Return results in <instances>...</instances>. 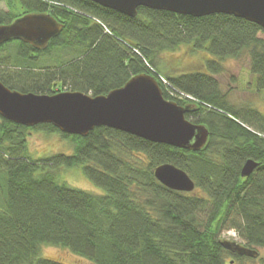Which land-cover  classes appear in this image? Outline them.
I'll return each mask as SVG.
<instances>
[{
  "label": "trees",
  "instance_id": "16d2710c",
  "mask_svg": "<svg viewBox=\"0 0 264 264\" xmlns=\"http://www.w3.org/2000/svg\"><path fill=\"white\" fill-rule=\"evenodd\" d=\"M8 4V11L0 7V24L28 11L48 12L64 23L46 51L36 54L38 49L21 40L0 45V80L8 87L97 96L148 73L166 99L195 103L186 117L205 124L210 136L203 149L192 151L105 126L87 136L71 135L53 124L27 127L0 114V264H68L43 256L45 245L68 249L92 264H236L247 259L221 245L226 229H235L246 246L264 248V111L245 101L231 102V89L224 90L218 79L223 61L248 53L253 85L264 91L263 27L225 13L193 17L148 7L130 17L90 0ZM185 44L210 55L207 71L163 74L159 55ZM60 51L80 55L67 61ZM31 130L59 133L73 141L74 151L34 158ZM248 159L258 166L243 177ZM163 163L184 169L195 190L163 185L154 174ZM78 166L106 193L58 180L60 168Z\"/></svg>",
  "mask_w": 264,
  "mask_h": 264
},
{
  "label": "water",
  "instance_id": "95a60500",
  "mask_svg": "<svg viewBox=\"0 0 264 264\" xmlns=\"http://www.w3.org/2000/svg\"><path fill=\"white\" fill-rule=\"evenodd\" d=\"M130 17L139 7L166 10L182 15L203 17L225 13L244 18L264 28V0H90ZM64 23L48 12H27L13 21L0 24V45L21 40L35 48H47L50 40L61 33ZM196 109L195 103L180 105L166 99L154 75L139 73L123 86L107 94L93 96L84 91L65 90L54 94L23 92L0 80V114L12 122L34 127L49 123L61 132L87 136L96 127L121 130L145 140L200 151L209 140L205 124L194 123L186 114ZM258 162L248 159L241 171L250 176ZM155 177L166 187L193 192L194 179L172 163L156 167ZM221 245L241 256L256 258L259 251L235 239L222 238Z\"/></svg>",
  "mask_w": 264,
  "mask_h": 264
},
{
  "label": "rangeland",
  "instance_id": "374dc122",
  "mask_svg": "<svg viewBox=\"0 0 264 264\" xmlns=\"http://www.w3.org/2000/svg\"><path fill=\"white\" fill-rule=\"evenodd\" d=\"M8 0H2L0 7L4 11H8ZM64 60H72L80 55L75 51H60ZM161 61L159 68L163 74L176 75L186 72H203L207 71V61L212 58L205 51H195L189 45H181L172 51H163L159 55ZM46 64L55 65L52 61H45ZM223 72L218 75L221 86L224 90H229L228 98L236 105L242 104L248 100L252 103L254 100L257 102L255 105L259 108L264 107L261 101V95L264 97V91H258L254 84L253 74L250 69V57L246 53L238 59H227L222 62ZM1 68V66H0ZM250 75V76H249ZM261 101V103H259ZM254 104V103H252ZM28 145L34 158H42L46 156L55 155L58 153L70 154L74 151V143L72 140L63 138L59 133L46 134L42 131L31 130L28 133ZM58 180L66 182L70 186L86 190L93 194H105V189L95 185L88 177L85 176L83 167L65 168L62 167L58 170ZM223 238L235 239L239 242V238L235 229H226L221 235ZM260 254L258 257H248L236 261V264H262L261 259L264 258V248H256ZM41 254L55 258L68 264H92L87 259L78 256L68 249L45 245L42 247Z\"/></svg>",
  "mask_w": 264,
  "mask_h": 264
},
{
  "label": "crops",
  "instance_id": "0c3cea01",
  "mask_svg": "<svg viewBox=\"0 0 264 264\" xmlns=\"http://www.w3.org/2000/svg\"><path fill=\"white\" fill-rule=\"evenodd\" d=\"M252 74H253V73H252ZM249 76H250V75H249ZM252 76H253V78H254V80H255V76H254V74H253ZM262 96H263V94L261 95V101H262V103H264V97H262ZM261 101H259V103H261ZM245 102L248 103V100H246ZM249 102H250V101H249ZM252 103L256 104L257 102H255V101L253 100ZM260 110H261V111H264V107H263V108L260 107Z\"/></svg>",
  "mask_w": 264,
  "mask_h": 264
},
{
  "label": "flooded vegetation",
  "instance_id": "af4514ba",
  "mask_svg": "<svg viewBox=\"0 0 264 264\" xmlns=\"http://www.w3.org/2000/svg\"><path fill=\"white\" fill-rule=\"evenodd\" d=\"M28 12H31V11H28ZM20 16H21V15H20ZM59 34H60V33H59ZM59 34H57V35H59ZM55 37H56V36H55ZM55 37H54V38H55ZM54 38H52V39L50 40V42H49L47 48L42 49V50H45V51H46V50L48 49V47H50V45H51V41H52ZM19 41H20V40H19ZM26 44H28V43H26ZM29 45H30V44H29ZM33 47H34V46H33ZM34 48H35V47H34ZM35 49H38V52H36V54H37V53H40L39 50H41V49H39V48H35Z\"/></svg>",
  "mask_w": 264,
  "mask_h": 264
},
{
  "label": "built area",
  "instance_id": "2783aa9c",
  "mask_svg": "<svg viewBox=\"0 0 264 264\" xmlns=\"http://www.w3.org/2000/svg\"><path fill=\"white\" fill-rule=\"evenodd\" d=\"M73 9V8H72Z\"/></svg>",
  "mask_w": 264,
  "mask_h": 264
}]
</instances>
